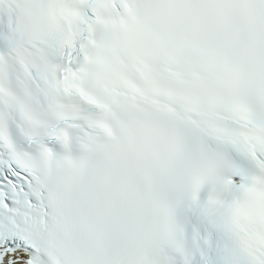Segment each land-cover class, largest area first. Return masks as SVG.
I'll return each mask as SVG.
<instances>
[{
    "label": "snow or ice",
    "instance_id": "1",
    "mask_svg": "<svg viewBox=\"0 0 264 264\" xmlns=\"http://www.w3.org/2000/svg\"><path fill=\"white\" fill-rule=\"evenodd\" d=\"M0 264H264V0H0Z\"/></svg>",
    "mask_w": 264,
    "mask_h": 264
}]
</instances>
